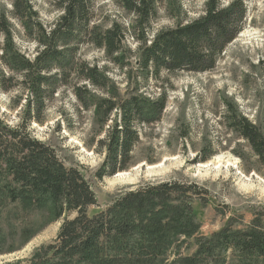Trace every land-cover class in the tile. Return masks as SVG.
<instances>
[{"label": "trees", "instance_id": "1", "mask_svg": "<svg viewBox=\"0 0 264 264\" xmlns=\"http://www.w3.org/2000/svg\"><path fill=\"white\" fill-rule=\"evenodd\" d=\"M176 2L117 0L132 22L107 28L97 21L92 0H57L61 16L47 28L30 0H14L12 17L34 43L33 58L17 49L11 25L0 15V34L5 37L0 91L18 88L25 96L17 98L16 106L22 107L17 126L0 115V198L26 207L48 201L53 220L62 221L54 242L32 264H264L263 212H256L247 226L232 218L222 231L201 237L195 204L207 205L208 191L195 183L172 181L123 193L91 216L89 210L98 206V199L84 174L66 167L55 148L31 134L32 124H43L56 94L71 88L80 106L100 117L105 134L98 142L105 159L97 179L127 171L142 131L159 124L168 106L165 92L159 99L140 93L151 81L165 86L180 73L215 71L246 28L245 0H234L228 7L223 0H208L202 18L156 33L161 6L171 9ZM129 37L137 44L141 82L135 79V88L123 96L106 76L107 66L85 62L81 51L101 50L110 64L124 71L130 65ZM94 92L105 97L97 100ZM230 127L264 163V136L242 117L235 116ZM212 157L203 156L199 162ZM192 246L194 252L186 254Z\"/></svg>", "mask_w": 264, "mask_h": 264}, {"label": "rangeland", "instance_id": "2", "mask_svg": "<svg viewBox=\"0 0 264 264\" xmlns=\"http://www.w3.org/2000/svg\"><path fill=\"white\" fill-rule=\"evenodd\" d=\"M30 1L39 22L47 28L61 16L57 0ZM92 1L97 21L104 27L117 23L128 27L132 22V17L121 11L117 0ZM233 1L223 0L222 4L228 7ZM207 2L177 0L171 9L161 6L154 31L158 33L178 23L202 18ZM245 2L248 6L246 28L227 48L215 71L180 73L165 86L151 81L140 93L159 99L165 92L168 106L159 124L142 131L141 143L127 171L97 179V171L105 159L98 142L105 134L100 117L94 109L85 111L71 88H63L56 94L43 124H32V136L55 148L66 167L80 170L91 184L98 206L91 208L89 215L106 210L123 193L146 184L172 181L195 183L208 191V204H195L201 237L208 238L222 231L232 218L247 226L256 212L264 213V163L230 127L235 116L242 117L264 136V0ZM13 3L14 0H0V15L5 14L11 25L17 49L33 58L34 43L24 37L23 28L12 17ZM4 44L5 37L0 34V57ZM126 49L131 52L127 53L130 65L124 71L110 64L101 50L85 47L81 51L85 62L100 68L107 66L106 76L123 96L135 88V79L141 82L137 44L131 37ZM2 70L5 68L0 64ZM94 93L97 100L105 97ZM22 95L18 88L9 93L0 91V115L11 126L20 123L22 107L16 104ZM115 118L116 115L111 118L109 126ZM209 154H213L209 161L199 162ZM218 159L222 162L215 165ZM120 174L126 177L120 178ZM51 211L48 201L41 207L34 203L26 207L21 201L12 203L0 198V264H32L37 256H43L62 225V221L53 220ZM194 250L192 246L185 253L192 254Z\"/></svg>", "mask_w": 264, "mask_h": 264}, {"label": "bare ground", "instance_id": "3", "mask_svg": "<svg viewBox=\"0 0 264 264\" xmlns=\"http://www.w3.org/2000/svg\"><path fill=\"white\" fill-rule=\"evenodd\" d=\"M221 162H222L221 159H218V160L216 161L215 165L221 164ZM119 177H120V178H124V177H126V174H120Z\"/></svg>", "mask_w": 264, "mask_h": 264}]
</instances>
